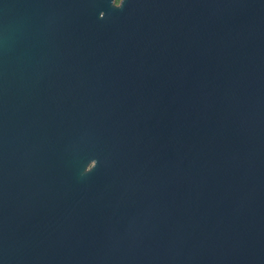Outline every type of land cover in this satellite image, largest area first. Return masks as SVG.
I'll list each match as a JSON object with an SVG mask.
<instances>
[{
  "label": "water",
  "instance_id": "obj_1",
  "mask_svg": "<svg viewBox=\"0 0 264 264\" xmlns=\"http://www.w3.org/2000/svg\"><path fill=\"white\" fill-rule=\"evenodd\" d=\"M0 264H264V0H0Z\"/></svg>",
  "mask_w": 264,
  "mask_h": 264
},
{
  "label": "rangeland",
  "instance_id": "obj_2",
  "mask_svg": "<svg viewBox=\"0 0 264 264\" xmlns=\"http://www.w3.org/2000/svg\"><path fill=\"white\" fill-rule=\"evenodd\" d=\"M116 2H119V0H116Z\"/></svg>",
  "mask_w": 264,
  "mask_h": 264
}]
</instances>
